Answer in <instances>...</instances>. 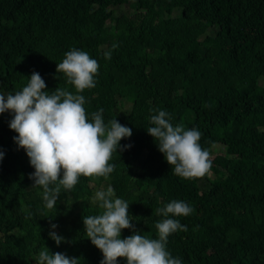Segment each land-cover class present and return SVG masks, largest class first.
Listing matches in <instances>:
<instances>
[{
    "label": "trees",
    "instance_id": "16d2710c",
    "mask_svg": "<svg viewBox=\"0 0 264 264\" xmlns=\"http://www.w3.org/2000/svg\"><path fill=\"white\" fill-rule=\"evenodd\" d=\"M72 49L99 63L95 88L81 93L89 120L103 109L106 125L117 119L132 130L120 141L131 147L113 153L108 180L81 176L49 210L14 142L13 114H0V264H37L43 247L101 264L82 218L101 213L92 197L105 185L130 204L136 231L151 239L165 219L157 208L180 200L193 209L175 217L187 231L166 245L182 264H264V0H0V93L21 91L33 72L46 91L75 92L56 72ZM160 110L173 126L202 133L209 175L173 173L146 131ZM51 224L64 238L59 246ZM132 234L122 230L121 238Z\"/></svg>",
    "mask_w": 264,
    "mask_h": 264
},
{
    "label": "clouds",
    "instance_id": "9594fccd",
    "mask_svg": "<svg viewBox=\"0 0 264 264\" xmlns=\"http://www.w3.org/2000/svg\"><path fill=\"white\" fill-rule=\"evenodd\" d=\"M116 47L118 45H112L113 49ZM104 57L111 59V51L105 52ZM56 65V72L64 74L75 92L67 88L46 91L44 79L33 72L21 91L6 96L0 93V114H13L9 128L17 133L14 142L25 150L35 169L29 179L34 181L33 187L42 188V198L49 210L55 209L61 188L71 191L81 176L93 181L101 177L108 180L115 169V165L109 163L113 153L130 148L131 145L121 148L120 141L132 136V130L117 119L106 125L103 109L93 112L89 120L84 107L86 100L81 93L96 86L97 60L85 51L72 49ZM150 124L153 126L146 131L154 138L176 176L194 180L211 173V153L202 147V133L198 129L186 130L182 123L173 126L169 113L164 110L152 115ZM3 158L4 153L0 151V161ZM92 203H98L101 213L82 220L88 240L102 253L101 264H118L120 259L126 264H182L180 258L171 256L166 245L171 234L187 231V227L175 219L193 212L186 202L173 200L156 209V214L165 218L155 225L157 239L136 231L134 218L129 214L130 204L116 198L110 185L106 190H97ZM50 227L53 230L49 231V237L59 246L64 238L54 231L56 224ZM125 229L133 234L122 239ZM78 261L65 253H50L43 247L37 264H78Z\"/></svg>",
    "mask_w": 264,
    "mask_h": 264
},
{
    "label": "rangeland",
    "instance_id": "374dc122",
    "mask_svg": "<svg viewBox=\"0 0 264 264\" xmlns=\"http://www.w3.org/2000/svg\"><path fill=\"white\" fill-rule=\"evenodd\" d=\"M114 10H115L116 12H119L120 10H125V7L117 8V9H114ZM107 187H108V185H105V186L103 187V190H106ZM56 232H58V231H56Z\"/></svg>",
    "mask_w": 264,
    "mask_h": 264
}]
</instances>
